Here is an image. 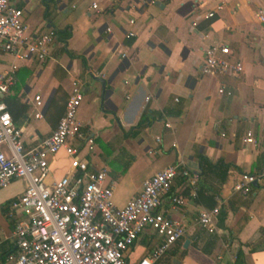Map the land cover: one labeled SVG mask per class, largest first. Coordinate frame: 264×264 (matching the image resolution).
I'll list each match as a JSON object with an SVG mask.
<instances>
[{"label": "crops", "instance_id": "crops-1", "mask_svg": "<svg viewBox=\"0 0 264 264\" xmlns=\"http://www.w3.org/2000/svg\"><path fill=\"white\" fill-rule=\"evenodd\" d=\"M222 1L221 11L203 19L215 0H10L32 37L55 33L44 62L0 50V74L15 67V83L0 100L23 128L26 149L57 128L80 80L77 119L93 151L70 143L107 170L115 206L165 167L180 164L198 176L194 192L184 177L174 179L169 196L180 194L183 205L171 206L169 196L162 203L185 235L155 264H264V180L246 195L232 192L242 175L264 169V21L256 18L264 0ZM217 43L230 50L228 62L241 64L239 75L202 74L203 52ZM35 96L41 119L33 116ZM49 169L48 185L73 174L62 150L49 157ZM25 186L14 179L0 190V264L15 251L10 206ZM214 207L220 212L211 234L195 220ZM158 242L145 230L124 261L134 264Z\"/></svg>", "mask_w": 264, "mask_h": 264}, {"label": "built area", "instance_id": "built-area-1", "mask_svg": "<svg viewBox=\"0 0 264 264\" xmlns=\"http://www.w3.org/2000/svg\"><path fill=\"white\" fill-rule=\"evenodd\" d=\"M215 2L213 9L199 14L203 19L213 18L223 9L222 0ZM92 7L97 9L95 3ZM256 18L264 21V7L258 9ZM128 35L132 33L128 32ZM54 37L53 31L32 37L23 19V11L13 7L10 0H0L1 51L44 62L50 54ZM229 54L227 46L210 44L202 55V74L209 77L239 75L241 64L228 62L226 56ZM14 76L15 67L0 74V95L10 93ZM218 92L222 94L224 87ZM82 96V82L77 80L57 128L30 149L23 145V128L13 121L7 105L0 100V190L14 179L26 183L21 196L10 206L15 251L6 258V264H129L124 261L126 252L147 229L159 242L134 264H155L185 235L184 227L167 217L160 208L176 177H184L194 192L198 176L180 164L165 167L149 177L125 206H115L107 170L92 166L81 158L80 146L70 143L74 140L84 142L87 151H93V139L82 133V124L77 119ZM43 106L40 97L35 96V119L43 117ZM250 136L251 133H247L243 142H252ZM61 150L71 160L73 174L48 185L45 179L50 174L49 157ZM262 180L264 169L254 175H242L232 186V192L246 195L255 183ZM169 198L171 206L184 204L180 194ZM219 212V207L204 210L199 213L195 224L213 234Z\"/></svg>", "mask_w": 264, "mask_h": 264}, {"label": "trees", "instance_id": "trees-1", "mask_svg": "<svg viewBox=\"0 0 264 264\" xmlns=\"http://www.w3.org/2000/svg\"><path fill=\"white\" fill-rule=\"evenodd\" d=\"M60 34H63L64 35V38L66 37H68V35L66 34V33H63V32H60ZM59 34V35H60ZM8 107V106H7ZM8 111H9V108H8ZM10 113V112H9ZM142 123H143V120L141 121V123L140 124H138V128H140L141 126H142Z\"/></svg>", "mask_w": 264, "mask_h": 264}]
</instances>
